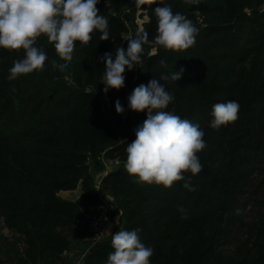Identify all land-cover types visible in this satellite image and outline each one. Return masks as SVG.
I'll return each mask as SVG.
<instances>
[{"label": "trees", "instance_id": "trees-1", "mask_svg": "<svg viewBox=\"0 0 264 264\" xmlns=\"http://www.w3.org/2000/svg\"><path fill=\"white\" fill-rule=\"evenodd\" d=\"M157 6L192 21L199 30L195 45L175 52L145 44L143 63L125 71L123 88L107 94L100 57L115 59L116 48L127 50L140 30L128 20L135 18V0H99L109 40L94 32L88 45L77 42L71 61L40 37L36 46L48 56L43 71L10 81V68L25 54L0 48V223L8 230L0 232V264H71L66 253L90 240V217L109 192L120 212L112 234L139 230L153 249L151 264H264V0L145 3L150 41ZM53 60L67 67L54 69ZM181 67L180 80L159 82L174 97L166 110L205 133L207 147L198 153L203 169L185 174L194 191L184 181L170 188L140 184L124 168L127 144L147 117L146 110H130L127 97ZM116 100L123 114L116 113ZM230 100L239 103V118L209 127L212 106ZM103 154L121 160L106 175ZM79 188L75 198L61 194ZM112 234L92 243L80 264H106Z\"/></svg>", "mask_w": 264, "mask_h": 264}, {"label": "clouds", "instance_id": "clouds-1", "mask_svg": "<svg viewBox=\"0 0 264 264\" xmlns=\"http://www.w3.org/2000/svg\"><path fill=\"white\" fill-rule=\"evenodd\" d=\"M156 0H135L137 7ZM188 4H198L200 0H185ZM99 0H0V48L8 51L23 50L24 58L16 60L10 68L8 79L15 80L36 71H43L48 56L36 46L40 37H46L55 48L57 56L71 61L77 42L88 45L92 34L99 31L101 41L109 40L108 19L99 14ZM156 35L150 41L143 29L130 38L127 50L117 47L115 59L105 53L100 59L105 63L100 83L104 93L109 89L119 90L125 86V71H131L142 64L144 45L151 44L168 51L181 52L193 47L198 28L181 13H173L170 6H157ZM159 64L167 67V61ZM52 67L61 72L67 63L52 61ZM185 69L160 79L153 78L146 85L135 87L127 97L128 108L134 112H144L147 117L135 129V140L127 144L125 171L135 182L170 188L176 182L184 181L183 187L194 191L191 176L199 174L203 165L198 153L207 144L204 131L196 123L182 119L172 111L166 110L174 97L165 90L159 81H178ZM117 114L125 109L119 100L115 102ZM239 103L230 100L212 106V119L209 127L218 130L221 126L234 123L238 118ZM186 173H191L187 179ZM184 212L181 207L178 209ZM241 209L235 214L240 215ZM186 218V216H182ZM139 230L120 229L111 236L114 249L106 264H151L153 249L146 247L138 235Z\"/></svg>", "mask_w": 264, "mask_h": 264}, {"label": "rangeland", "instance_id": "rangeland-1", "mask_svg": "<svg viewBox=\"0 0 264 264\" xmlns=\"http://www.w3.org/2000/svg\"><path fill=\"white\" fill-rule=\"evenodd\" d=\"M129 18L131 17L129 16ZM129 18L128 20L131 28L137 26L138 29H143L144 23L149 19L148 9L143 8L142 6L137 7L134 20H131ZM76 193H78V191H70L69 193H67L68 194L67 196L75 197ZM105 197L108 204L111 203L114 204V206H113V210L111 211V220L109 222L107 231L104 232V237L101 240H103L105 237H107L108 235L114 232V230L116 229L115 228L116 221H119L118 218L120 216V212H118V207L115 206L116 196L113 193L109 192L105 195ZM0 232L8 233V230H6L1 223H0ZM92 243L94 244V242H92L91 239L79 243L78 245H75L72 250L66 253L67 255H69V260L71 261V264H80L82 256L86 253V251L92 245Z\"/></svg>", "mask_w": 264, "mask_h": 264}, {"label": "built area", "instance_id": "built-area-1", "mask_svg": "<svg viewBox=\"0 0 264 264\" xmlns=\"http://www.w3.org/2000/svg\"><path fill=\"white\" fill-rule=\"evenodd\" d=\"M106 106L111 105L108 97H105ZM102 162L104 163L103 175H106L113 167L119 165L121 160L118 156L108 157L106 154L102 155ZM100 187V180L98 181V188ZM113 205L110 203L103 204L99 211L93 214L89 220V233L92 242L100 241L104 237V232L107 231L109 222L111 220V211ZM106 235V234H105Z\"/></svg>", "mask_w": 264, "mask_h": 264}, {"label": "crops", "instance_id": "crops-1", "mask_svg": "<svg viewBox=\"0 0 264 264\" xmlns=\"http://www.w3.org/2000/svg\"><path fill=\"white\" fill-rule=\"evenodd\" d=\"M75 191H78V193H76V196H78V195H80V193H81V189L79 188V189H77V190H75ZM70 191H62L61 192V194L63 195V196H65V197H68V198H75V197H69V196H67L68 194L67 193H69Z\"/></svg>", "mask_w": 264, "mask_h": 264}]
</instances>
